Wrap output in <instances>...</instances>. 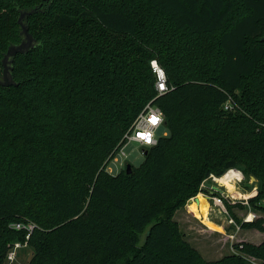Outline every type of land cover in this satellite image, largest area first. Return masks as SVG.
I'll return each mask as SVG.
<instances>
[{
    "label": "trees",
    "instance_id": "obj_1",
    "mask_svg": "<svg viewBox=\"0 0 264 264\" xmlns=\"http://www.w3.org/2000/svg\"><path fill=\"white\" fill-rule=\"evenodd\" d=\"M23 13L34 44L0 85V264L29 221L28 264H249L206 260L175 215L231 168L256 178L254 208L264 198V0H0V80ZM153 99L168 135L109 173ZM235 248L264 264V241Z\"/></svg>",
    "mask_w": 264,
    "mask_h": 264
},
{
    "label": "built area",
    "instance_id": "obj_2",
    "mask_svg": "<svg viewBox=\"0 0 264 264\" xmlns=\"http://www.w3.org/2000/svg\"><path fill=\"white\" fill-rule=\"evenodd\" d=\"M151 67L153 68L156 76L155 88L158 94L157 97H159L170 90L167 83V75L157 60L151 61ZM155 99L149 101L146 104V106L134 120L129 132L124 136V140L137 143L139 146L143 147V150L149 149L158 143L159 138L162 136H158L157 132L160 127L165 126L163 111L155 103ZM152 117H156L155 123L152 121ZM163 136H165V134ZM224 178H226V183L233 185L234 188L232 191L228 190L226 184H221V179ZM208 180L211 181L213 186H217L218 190L214 189L213 187H207L205 182ZM208 180L202 184V190L207 189L208 191L213 192V194L203 192V195L209 204L210 210L208 217L212 216L214 210L216 209L218 213L225 219L227 226H231L235 229V233L233 232L228 235L230 239L234 240L236 238L237 234L243 229L242 225L244 223L264 219V198L256 202V208H254V206H252L250 203V200L256 197L259 193V184L256 180L254 182V186L249 192L246 191V188L250 183L243 186L244 182H247L246 177L241 170L236 168L227 170L222 176H216L212 174ZM227 204H230L234 207L243 206V208L248 209V211L243 214L242 217H240V222L230 213ZM11 227L16 230L24 229L27 231V235L26 241L24 243L17 241L11 246L6 258L8 264H11L16 260L19 249L28 246V240L35 226L32 223L24 224L17 222L12 224ZM222 228L225 231V226ZM236 254H240L249 264H263V261L255 256L245 254L240 251L236 252Z\"/></svg>",
    "mask_w": 264,
    "mask_h": 264
},
{
    "label": "rangeland",
    "instance_id": "obj_3",
    "mask_svg": "<svg viewBox=\"0 0 264 264\" xmlns=\"http://www.w3.org/2000/svg\"><path fill=\"white\" fill-rule=\"evenodd\" d=\"M232 109V108H230ZM168 135V129L165 126L160 127L157 132L158 136ZM124 148V149H123ZM143 147L139 146L137 143L125 140L121 151L110 161L107 166V171L113 175H116L120 171L126 170V165L131 164L132 166L138 167L144 161ZM249 179V178H248ZM256 178L251 177L247 182H244L243 186L250 183L246 191L249 192L254 186ZM211 183V181H206ZM205 182V183H206ZM212 184V183H211ZM230 191V190H229ZM232 191V190H231ZM202 195L204 198L201 186V192L193 198H191L187 205L180 209L175 215V219L180 224V230L185 237V239L196 248L201 255L208 261L210 260H219L226 255L236 254L238 250L235 246L242 243H249L252 245H259L264 241V232H261L257 229L243 228L236 236L234 240L228 237L229 234L234 232L233 227H228L225 219L218 213L215 209L212 216L208 217L207 220H210V224L213 225V229H210L209 225L202 218H198L191 213L189 203L195 201L196 198ZM210 210V209H209ZM209 210L208 214L209 215ZM191 211V212H190ZM248 211L246 208L234 207L233 213L240 220L243 214ZM29 221L27 224H30ZM225 226V231L223 230ZM235 233V232H234ZM143 234L142 239L144 238ZM240 242V243H239ZM33 251L30 247H23L18 250L16 260L11 264H28ZM5 264H8V261H5Z\"/></svg>",
    "mask_w": 264,
    "mask_h": 264
},
{
    "label": "water",
    "instance_id": "obj_4",
    "mask_svg": "<svg viewBox=\"0 0 264 264\" xmlns=\"http://www.w3.org/2000/svg\"><path fill=\"white\" fill-rule=\"evenodd\" d=\"M24 14L25 13L21 14V16L19 18V23L22 26V29H23V32H24L26 38H27V41H25V42H23V43H21L19 45H16V46H13V47L9 48L8 51L6 52V54L4 55V58H3V61H2V64H3V80H0V85L1 86L8 87V86H10L12 84L11 74H10L9 65H8L9 58L15 57L17 54L30 49L33 46V44H34L33 37L29 34L27 27L22 24V18L24 16ZM143 153H144V156H146L148 154V150H146V149L143 150ZM126 169H127V173L128 174L131 173L132 165L131 164H127L126 165ZM205 185L207 187H213L214 189L218 190L217 186H213L209 182H206ZM202 191L203 192H207L209 194H213L212 191H208L207 189H203Z\"/></svg>",
    "mask_w": 264,
    "mask_h": 264
},
{
    "label": "bare ground",
    "instance_id": "obj_5",
    "mask_svg": "<svg viewBox=\"0 0 264 264\" xmlns=\"http://www.w3.org/2000/svg\"><path fill=\"white\" fill-rule=\"evenodd\" d=\"M225 179L226 178L221 179V184H226L228 190H233L234 188L233 185H231L230 183H226ZM188 207L190 208L192 213H194V215L197 216L198 218L200 217L204 221L207 219L209 204L202 195H199L195 201H191Z\"/></svg>",
    "mask_w": 264,
    "mask_h": 264
},
{
    "label": "snow or ice",
    "instance_id": "obj_6",
    "mask_svg": "<svg viewBox=\"0 0 264 264\" xmlns=\"http://www.w3.org/2000/svg\"><path fill=\"white\" fill-rule=\"evenodd\" d=\"M151 119L154 123L156 122V117H152Z\"/></svg>",
    "mask_w": 264,
    "mask_h": 264
},
{
    "label": "crops",
    "instance_id": "obj_7",
    "mask_svg": "<svg viewBox=\"0 0 264 264\" xmlns=\"http://www.w3.org/2000/svg\"><path fill=\"white\" fill-rule=\"evenodd\" d=\"M180 211V210H179ZM178 212V211H177Z\"/></svg>",
    "mask_w": 264,
    "mask_h": 264
}]
</instances>
